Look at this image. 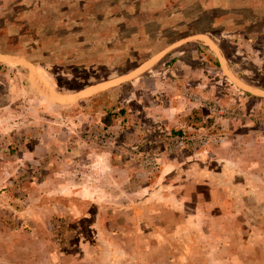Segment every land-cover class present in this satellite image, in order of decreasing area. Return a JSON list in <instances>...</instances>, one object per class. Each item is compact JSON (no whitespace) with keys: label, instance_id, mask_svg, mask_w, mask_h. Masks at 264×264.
Listing matches in <instances>:
<instances>
[{"label":"rangeland","instance_id":"1","mask_svg":"<svg viewBox=\"0 0 264 264\" xmlns=\"http://www.w3.org/2000/svg\"><path fill=\"white\" fill-rule=\"evenodd\" d=\"M0 64V264H264V0H0Z\"/></svg>","mask_w":264,"mask_h":264},{"label":"trees","instance_id":"2","mask_svg":"<svg viewBox=\"0 0 264 264\" xmlns=\"http://www.w3.org/2000/svg\"><path fill=\"white\" fill-rule=\"evenodd\" d=\"M39 12L41 11L37 10L35 14H39ZM71 13L79 16H81L80 14L87 15L82 10L79 12L76 10L75 12L71 11ZM44 47H45L44 44L40 42L37 48L38 52L33 51L34 53L33 56H28V57L30 58L31 61L34 62L35 65L37 66L41 65V68L44 71L49 72L50 76L52 75L51 77H53L52 79L57 90H61V88H63L65 90L74 91L82 88L86 84H90L96 81H102L107 78L109 71L105 70L106 71L105 72L100 68L99 70H93V67L98 68L100 66L96 67L95 65H92V63L89 60H86L85 58L81 57L83 52L75 51V50L73 51L72 48L71 49L68 48L64 50V52L66 53L65 55L62 51L61 52H59L58 50L54 51L52 55L53 57H55L56 60L53 59H49L47 61L41 60L43 62L35 60L38 57L46 58L44 57V55H42V51ZM30 49L35 50V47H32ZM25 54L26 52H23V55ZM58 61L67 62L66 64H64V66H61L62 68L65 69L62 72H55L56 70L53 68L58 64ZM1 66L2 64H0V67ZM94 75H97V77L93 78ZM64 78H66V81H64ZM63 83L64 86L62 85ZM68 85H70V87ZM110 114L111 112H107L106 116L103 118L106 123H109L110 121V116H111Z\"/></svg>","mask_w":264,"mask_h":264},{"label":"bare ground","instance_id":"3","mask_svg":"<svg viewBox=\"0 0 264 264\" xmlns=\"http://www.w3.org/2000/svg\"><path fill=\"white\" fill-rule=\"evenodd\" d=\"M96 86L98 87L99 85H96ZM68 97L69 96H61V97H58L57 99L60 100V101H66V100H68Z\"/></svg>","mask_w":264,"mask_h":264}]
</instances>
